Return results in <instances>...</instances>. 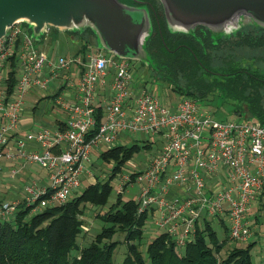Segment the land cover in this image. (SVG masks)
Listing matches in <instances>:
<instances>
[{
  "label": "built area",
  "instance_id": "2783aa9c",
  "mask_svg": "<svg viewBox=\"0 0 264 264\" xmlns=\"http://www.w3.org/2000/svg\"><path fill=\"white\" fill-rule=\"evenodd\" d=\"M53 31L48 29L39 43ZM34 42L21 23L0 40V169L8 161L34 164L46 172L45 186L31 181L24 187L25 206L36 212L65 204L84 179L93 177L92 156L99 148L103 153L121 146L127 136L158 137V149L144 168L119 179L118 194L138 184V213H156L155 227L179 249L193 239L197 222L217 216L226 218L230 240L246 243L252 238L247 214L258 198L264 199V127L218 121L182 96L162 103L134 78L130 61L104 51L87 53L85 59L51 60ZM61 77H66L65 84L55 94L70 87L72 97L57 102L61 112L52 123L64 128L19 133L25 98ZM32 141L37 149L29 147ZM173 188L181 193L167 197ZM19 204L1 202L0 220ZM262 237L264 248V232Z\"/></svg>",
  "mask_w": 264,
  "mask_h": 264
},
{
  "label": "trees",
  "instance_id": "16d2710c",
  "mask_svg": "<svg viewBox=\"0 0 264 264\" xmlns=\"http://www.w3.org/2000/svg\"><path fill=\"white\" fill-rule=\"evenodd\" d=\"M139 1L144 3L134 1L136 4L131 5L146 7L151 22V34L145 43L149 77L168 85L177 96L198 104L214 99L220 105H229L236 116L243 114L264 127V58L259 56L264 53V29L249 26L217 37L203 27L187 34L172 33L158 0ZM57 33L54 30L52 38ZM66 35L80 43L74 56L82 59L96 44L88 28ZM13 74L9 78L10 91L15 82ZM100 119L98 109L96 127ZM59 127L63 129V123L59 122ZM140 149L136 144L121 145L101 153L100 159L115 163L108 180L87 185L65 204L32 212V207L21 201L11 216L0 220V264H114L112 255L117 243L112 238L117 232L125 235L127 243V255L121 264H254L250 254L254 243L224 250L229 236L227 226L219 219L225 232L220 241L211 220L205 218L196 223L193 239L182 249L169 234L161 233L147 245L144 259L139 245L132 242L141 240L149 214L138 213L135 200L123 202L121 193L109 211L97 214L109 226L102 228L88 246H78L87 206L107 203L110 181ZM73 251L77 255L72 256ZM222 251L224 255H220Z\"/></svg>",
  "mask_w": 264,
  "mask_h": 264
},
{
  "label": "water",
  "instance_id": "95a60500",
  "mask_svg": "<svg viewBox=\"0 0 264 264\" xmlns=\"http://www.w3.org/2000/svg\"><path fill=\"white\" fill-rule=\"evenodd\" d=\"M158 1L172 33L187 34L203 27L217 37L249 26L264 29V0ZM19 23L29 29L35 42L48 29L67 33L88 28L102 51L121 60L149 64L145 43L151 22L144 6H128L120 0H0V40Z\"/></svg>",
  "mask_w": 264,
  "mask_h": 264
},
{
  "label": "rangeland",
  "instance_id": "374dc122",
  "mask_svg": "<svg viewBox=\"0 0 264 264\" xmlns=\"http://www.w3.org/2000/svg\"><path fill=\"white\" fill-rule=\"evenodd\" d=\"M125 5H130L131 0H120ZM58 35L55 38H52V41L49 42V49L46 48L45 52L49 56V59H56L62 57L64 59H69L74 57L80 47V43L70 38L64 32H58ZM53 35L50 34L49 38ZM49 41V40H48ZM35 43V42H34ZM41 44V42H36V48ZM47 44V45H48ZM102 45L99 43V48H97L96 44L93 43L90 48L89 52H96L101 50ZM102 51V50H101ZM259 56L264 58V53L259 54ZM130 64L134 71V78L141 82V86H143L146 90L150 91L151 93L155 94V96L162 102V103H170L173 100H176L177 95L173 92L168 85L154 80L152 77H149L148 71L146 66H142L140 62L137 61H130ZM65 78L61 77L52 83L49 84L48 88L45 90H37L34 91V94L29 95L25 98V102L23 105V111H25L24 118L30 121V123H47L48 120L50 123L53 122L54 118H58L61 112V106L57 104L60 100L63 101V104L69 101L72 97V94H68L69 91H73L72 88L66 87L63 89L58 96L52 97L57 90L65 84ZM206 104V105H205ZM199 105L205 109L207 113H209L213 118L218 121H227V120H238V121H248L250 122L251 119H246L245 116L242 114L240 117L236 116L229 105H220L214 99L211 100L209 103L203 102L199 103ZM39 119L40 122H35L33 119ZM55 123L52 127L54 128ZM49 128V127H47ZM121 145L130 147L134 144L141 147L140 151L135 153L128 162L121 168L120 172L117 173L113 179L110 181L111 185V193L107 200V203L102 207H89L85 210V213L82 217L83 219V228L82 233L77 239V244L80 248L86 247L90 244L92 239L101 231L102 228L108 227L109 224L105 223L101 218L97 217V214L100 215L105 214L109 211L110 206L115 202L117 194H118V184L119 179L122 176L130 175L134 171H138L143 169L144 166L147 164L148 160L154 156L155 152L159 146V138L158 137H147L143 135H135V136H127L123 137L120 142ZM145 144H150L148 149L143 148ZM103 151L102 148H99L98 151H95L94 155L92 156L91 164L96 168H93L92 174L93 177L90 179H84L82 183V187L77 193L74 195H78L81 191L90 184H94L97 181H107L111 172L114 167V162L109 161L105 162L99 158V154ZM27 165V164H26ZM31 165V166H30ZM29 169L30 175L29 179L21 180V182H17V185L13 184V181H9L8 176H4V174L0 173V198L4 202H8L13 200L21 201L23 199V189L24 187L31 181H38L39 177L46 175V172L40 169L38 166L34 164H29L27 166ZM6 179V180H5ZM8 181V182H7ZM139 192V185L138 184H129L121 193V199L123 202L128 200H136ZM13 195V196H12ZM17 197L14 199L12 197ZM15 197V198H16ZM264 199H257L255 203L250 208L249 213L247 214L248 221L250 223V227L252 230L253 235H258L261 229H264V207H263ZM40 211V210H37ZM257 216V220L255 218ZM156 217V213H150L147 216L144 224V232L143 236L140 241H134L132 243L139 245V251L142 253L144 259H147L146 248L147 245L158 235L163 233L162 230H159L154 225V220ZM219 219L224 221V224L228 227V222L225 217L217 216L209 218L208 220L211 221V225L214 231L217 233L218 239L221 241L225 238L224 228L221 224H219ZM252 235V236H253ZM257 235L254 237L255 243L250 250L252 262L254 264H264V248L263 243L260 239H257ZM113 242L117 243L116 248L113 251L112 261L114 264H121L124 258L127 255V243L125 242V235L123 233L117 232L113 238ZM247 243H238L235 241L230 240L228 236V242L224 247V250L232 247H246ZM72 256L77 255L76 251H73ZM220 255H224V251Z\"/></svg>",
  "mask_w": 264,
  "mask_h": 264
},
{
  "label": "crops",
  "instance_id": "0c3cea01",
  "mask_svg": "<svg viewBox=\"0 0 264 264\" xmlns=\"http://www.w3.org/2000/svg\"><path fill=\"white\" fill-rule=\"evenodd\" d=\"M53 36V35H52ZM52 36L50 37V39H47V41L45 42V43H43V41L41 42V44L38 46V47H40V48H38V49H40L41 51H43L46 55H47V53L45 52V50H46V48H48L49 49V42H51L52 41ZM49 40V41H48ZM48 44V45H47ZM37 47V46H36ZM47 57L49 58V56L47 55ZM31 94H34V93H31ZM30 94V95H31ZM24 113H25V111H24ZM23 113V114H24ZM24 116H25V114H24ZM24 116H23V118H22V122L20 123V128H19V133H22V134H25V133H27V132H30V131H34V130H36V129H39V128H42V127H49V129H52V128H50V127H52L53 125H54V123H50L49 122V120H48V122L47 123H30V121L28 122V120L27 119H25L24 118ZM59 117V116H58ZM31 119H33V118H31ZM59 118H52V119H50V120H58ZM35 122H40V120L39 119H33ZM57 125H59V123H55V127L57 126ZM55 127L53 128V129H55ZM29 147L30 148H32V149H37L38 147H37V143L36 142H34V141H32V142H30L29 143ZM29 164H21V163H19V162H17V163H10V162H8V161H2V163H1V169H0V173H2V174H4V176H7V175H9L8 176V178H10V179H8L9 181H13L14 183L13 184H15V186L17 185V182H21V180L23 181V180H27V179H29V175H30V172H29V169L27 168V166H28ZM31 166V165H30ZM12 170H16V174L14 175V176H11V171ZM2 177H0V179H1ZM6 180V179H5ZM8 182V181H7ZM37 183H38V185L40 186V187H42V186H45V184H46V178H45V175L44 176H41V177H39V180L38 181H36ZM24 190V189H23ZM181 193V191L180 190H178V189H172V190H170V192H168V194H167V197H172V196H174V195H177V194H180ZM13 196V195H12ZM16 197V196H15ZM15 197H12V198H14V199H17V197L15 198ZM4 201H6V200H4ZM4 201H2L1 200V198H0V203L1 202H4ZM15 201H18V200H13V202H15ZM8 202H12V201H9L8 200ZM18 202H21V201H18ZM212 221V220H211ZM200 224V223H199ZM219 224H221L220 223V221H219ZM228 228V227H227ZM263 232H264V229H261L260 231H259V233H258V235H257V239H260L261 241H262V243H263ZM256 235H253L252 236V238L248 241V243L247 244H249V243H255V240L256 239H254V237L256 236Z\"/></svg>",
  "mask_w": 264,
  "mask_h": 264
},
{
  "label": "flooded vegetation",
  "instance_id": "af4514ba",
  "mask_svg": "<svg viewBox=\"0 0 264 264\" xmlns=\"http://www.w3.org/2000/svg\"><path fill=\"white\" fill-rule=\"evenodd\" d=\"M138 1H139V0H138ZM132 3H133V4H136V3L134 2V0H131L130 3H129L130 6H132V5H131ZM136 6H137V5H136Z\"/></svg>",
  "mask_w": 264,
  "mask_h": 264
}]
</instances>
